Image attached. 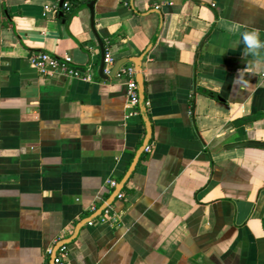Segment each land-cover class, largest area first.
<instances>
[{"label":"crops","instance_id":"crops-1","mask_svg":"<svg viewBox=\"0 0 264 264\" xmlns=\"http://www.w3.org/2000/svg\"><path fill=\"white\" fill-rule=\"evenodd\" d=\"M77 1L65 23L60 0H0V264H52L64 241L68 264H264V147H228L264 143V50L239 35L264 40V0ZM96 36L116 62L152 44L135 69L150 151L108 204L119 221L74 236L146 137ZM35 51L91 78L41 76Z\"/></svg>","mask_w":264,"mask_h":264},{"label":"built area","instance_id":"built-area-1","mask_svg":"<svg viewBox=\"0 0 264 264\" xmlns=\"http://www.w3.org/2000/svg\"><path fill=\"white\" fill-rule=\"evenodd\" d=\"M156 9L159 6H155ZM60 10L64 12H68L70 10V3L66 0L63 1L60 6ZM51 12L56 14L58 9L56 7L45 6L44 14ZM29 61L31 66L41 75V76H51L53 74H60L72 79H90L91 75L89 73L88 68L85 70L76 69L73 66V60L70 56H63L58 58L44 51H35L30 54ZM116 60L113 59L108 49L103 50V73L105 75L111 74V67L114 66ZM137 71L135 68L130 65L126 67L119 68L116 72V76L123 79L126 86V109L128 110V116H135L138 112L136 110L137 105L139 103V93L138 86L136 81ZM264 77V73L261 75ZM145 152L150 151V147H145ZM108 186L111 189H115L118 186V182L115 180H109ZM125 197L123 192H119L116 195V198L122 200ZM92 212L96 211L95 207H92ZM119 214L114 212L113 208L110 205H106L104 210H102L99 215L97 221L100 224H115L119 221ZM94 223V219L91 220L88 224L92 225ZM67 248L65 245H62L58 249V253L55 256L54 263L55 264H68L67 263Z\"/></svg>","mask_w":264,"mask_h":264},{"label":"water","instance_id":"water-1","mask_svg":"<svg viewBox=\"0 0 264 264\" xmlns=\"http://www.w3.org/2000/svg\"><path fill=\"white\" fill-rule=\"evenodd\" d=\"M64 0H60L59 6L62 5ZM92 5L93 3H91L89 5V8L92 10ZM156 13H158L156 11ZM59 17H61V13L59 12ZM101 48V67H100V76L104 77L102 74V68H103V48H102V43L100 41V39L98 38V36H96ZM152 44L148 47V49L141 54L139 57L136 58H131V59H120L116 62V64L113 66L112 68V72L110 76H115L116 72L118 71V69L125 63L127 62H133L135 65V69L137 71H141V63L142 60L145 58L147 52L150 50ZM137 86H138V93H139V110H140V114L143 118L144 124L146 126V137L144 139V142L140 148V150L137 152L135 159L133 160L131 166L129 167L128 171L126 172L125 176L123 177V179L121 180V182L118 184L117 188L115 189L112 198L107 202V205L110 204L114 198L116 197V195L119 193V191L124 187L126 181L129 179V177L131 176V174L133 173L135 166L138 162L139 156L140 154L143 152V150L145 149L146 146H148L149 142H150V137H151V128H150V122L148 120V116H147V110H146V99H145V93H144V83H143V75L142 74H138L137 75ZM246 145H255V146H260V147H264V143L261 142H257V143H250V142H241V143H237V144H233V145H229V148H238V147H243ZM106 207L105 205H102L100 207V209L97 211V213L95 215H93L90 218L85 219L82 223L78 224L75 230V234L78 232V230L84 225V224H88L96 215H99L102 210H104V208ZM67 243V241L61 242L59 243L55 249L53 250L52 254H51V262L52 264H54V259L56 256V252L57 249L62 246L63 244Z\"/></svg>","mask_w":264,"mask_h":264},{"label":"clouds","instance_id":"clouds-1","mask_svg":"<svg viewBox=\"0 0 264 264\" xmlns=\"http://www.w3.org/2000/svg\"><path fill=\"white\" fill-rule=\"evenodd\" d=\"M236 28L239 30V25H237ZM239 35L241 42L244 45V54L259 57L262 50H264V40H261L260 38V31L257 29L241 31ZM240 73L238 78L240 77Z\"/></svg>","mask_w":264,"mask_h":264},{"label":"trees","instance_id":"trees-1","mask_svg":"<svg viewBox=\"0 0 264 264\" xmlns=\"http://www.w3.org/2000/svg\"><path fill=\"white\" fill-rule=\"evenodd\" d=\"M66 1H68L70 3V10L68 12L63 11L65 13V16H64L65 23H67L70 20L71 16L73 15V12H72L73 7L75 5H77V2H78L77 0H66ZM86 1L87 0H85V2ZM102 48H103V50H105V46L103 43H102Z\"/></svg>","mask_w":264,"mask_h":264}]
</instances>
